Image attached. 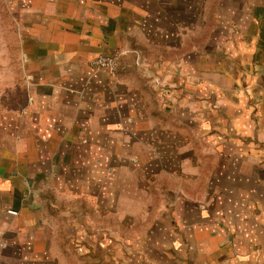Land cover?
Returning <instances> with one entry per match:
<instances>
[{"label":"crops","instance_id":"crops-1","mask_svg":"<svg viewBox=\"0 0 264 264\" xmlns=\"http://www.w3.org/2000/svg\"><path fill=\"white\" fill-rule=\"evenodd\" d=\"M9 3L0 264H264V0Z\"/></svg>","mask_w":264,"mask_h":264},{"label":"rangeland","instance_id":"rangeland-1","mask_svg":"<svg viewBox=\"0 0 264 264\" xmlns=\"http://www.w3.org/2000/svg\"><path fill=\"white\" fill-rule=\"evenodd\" d=\"M9 1L0 0V114L16 111L27 100L17 29Z\"/></svg>","mask_w":264,"mask_h":264},{"label":"built area","instance_id":"built-area-1","mask_svg":"<svg viewBox=\"0 0 264 264\" xmlns=\"http://www.w3.org/2000/svg\"><path fill=\"white\" fill-rule=\"evenodd\" d=\"M90 66L96 70H103L114 75L119 67V56L117 54H100L90 61ZM2 245L0 242V248Z\"/></svg>","mask_w":264,"mask_h":264}]
</instances>
